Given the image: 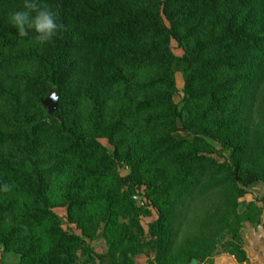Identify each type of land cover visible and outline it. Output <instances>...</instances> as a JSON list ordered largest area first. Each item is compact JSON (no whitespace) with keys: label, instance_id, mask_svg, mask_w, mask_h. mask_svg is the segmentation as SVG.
Segmentation results:
<instances>
[{"label":"rangeland","instance_id":"1","mask_svg":"<svg viewBox=\"0 0 264 264\" xmlns=\"http://www.w3.org/2000/svg\"><path fill=\"white\" fill-rule=\"evenodd\" d=\"M10 1L0 0V25L17 34L9 17L22 5ZM60 1L78 21V50L68 57L78 69L62 95L52 90L63 124L98 146L95 159H88L90 148L80 153L56 132L61 122L41 105L49 92L39 65L0 70V135L6 137L0 142V186L10 187L0 191V264H54L55 257L59 264H98L105 252L114 264H187V256L158 259L157 248L147 246L178 181L197 168L206 171L187 156L229 164L245 139L243 167L264 172V82L248 87L236 80L240 72L224 64L242 61L252 51L246 39L264 34V21L236 33L261 6L246 0H79L104 12L94 22L77 1ZM147 11L156 16L126 36H109L124 13ZM211 38L218 43L210 45ZM44 49L31 40L0 49V59ZM97 120L106 135L95 132ZM133 174L138 183L121 181ZM246 192L222 230L203 237L198 264L233 262L228 257L237 249L235 237L264 209L262 182Z\"/></svg>","mask_w":264,"mask_h":264},{"label":"trees","instance_id":"2","mask_svg":"<svg viewBox=\"0 0 264 264\" xmlns=\"http://www.w3.org/2000/svg\"><path fill=\"white\" fill-rule=\"evenodd\" d=\"M72 1L75 3L77 1L78 9H80L87 20L91 19L94 22L102 20L103 11H97L87 3H81L79 0ZM249 1H255L257 6H261V9L256 15H251L250 19L241 24V28L236 31L238 34L250 30L254 28L255 24L264 21V0H246L247 3ZM10 2L16 6L23 4V0H11ZM41 3L47 4L59 13V21L63 24V30L52 43L45 44L46 49L39 55L22 54L0 59V70L13 65L34 62L46 71L47 79L44 82V89L49 92L50 89L54 88L59 95H62L70 77L78 69L68 57L73 54L74 50H78L75 44L77 37L80 35V29L76 26L78 24L77 18L70 17V9H67L62 1L41 0ZM155 11H147V14L143 13L142 15L124 13L121 15V24L112 27L108 32L109 36L122 37L130 34L133 28L138 26L148 15L154 14L156 16ZM108 12L110 11L105 13L107 14ZM249 16L247 14V18ZM34 35V33H31L29 36L21 38L0 25V49H11L16 45L27 44L31 40H35ZM246 40H248L252 51L246 49L245 52L248 50L247 52L250 54H244V59L235 65H230L231 63L227 59L224 64L233 67L238 73L240 72L236 80L248 87L254 86L255 88L264 82V34L257 37H248ZM218 41L219 39L211 38L209 44L216 45ZM212 70L215 72V68ZM234 103L237 107L238 103L236 101ZM47 116L55 122H61L56 132L62 139L71 142L70 148H75L80 153L90 148L86 156L88 159H95L93 149H97V141H84V137L76 127L71 126V124L67 126L63 124L64 119L60 111L59 96L58 111L51 116ZM230 122L232 123V121ZM242 125L243 122L240 126ZM246 129V127L243 128V133H246ZM95 130L101 135H106L107 133L103 123L98 120L95 123ZM238 136H241V134ZM5 139L4 135H0V142ZM244 148L245 139L237 142L232 150L229 164L215 161L196 153H191L187 156L189 162L194 163L195 167H206V171L197 168L196 171L198 170V172H191L186 178L179 180L178 189L171 201H169L167 209L161 211L160 216L153 223L150 230L151 240L148 241L147 246L157 248L158 259L159 256L164 254H173L180 257L187 256V264H198L199 258L197 257L196 248L203 237L206 234L214 236L222 230L225 217L236 211L238 199L247 193V187L259 182L264 184V172L260 174L243 167L241 155L244 152ZM17 170L19 169L15 171ZM19 173L25 176L23 171ZM121 181L125 184L128 182L138 183L134 174ZM35 182L38 187L41 185L38 177L35 178ZM199 207L202 209H199ZM235 238L237 249L231 250L229 253L233 255L238 263L247 264L248 259L242 247L241 236L237 235ZM175 240L179 241L176 248L173 249ZM0 242H2L1 239ZM106 254L107 252L98 256V264H114L108 259ZM57 259L61 260L59 257H55L52 262L59 264L60 261L56 263Z\"/></svg>","mask_w":264,"mask_h":264},{"label":"clouds","instance_id":"3","mask_svg":"<svg viewBox=\"0 0 264 264\" xmlns=\"http://www.w3.org/2000/svg\"><path fill=\"white\" fill-rule=\"evenodd\" d=\"M9 20L19 37H27L34 33L35 41L41 45L52 43L63 30L59 13L47 4L41 3V0H23L22 7L13 11ZM9 190L7 184L0 186V191Z\"/></svg>","mask_w":264,"mask_h":264},{"label":"crops","instance_id":"4","mask_svg":"<svg viewBox=\"0 0 264 264\" xmlns=\"http://www.w3.org/2000/svg\"><path fill=\"white\" fill-rule=\"evenodd\" d=\"M243 228L241 239L248 259L247 264H264V209L258 214L256 222L246 220ZM228 258H232L233 262L222 259V264H244L238 263L233 256ZM213 264H220V261Z\"/></svg>","mask_w":264,"mask_h":264},{"label":"water","instance_id":"5","mask_svg":"<svg viewBox=\"0 0 264 264\" xmlns=\"http://www.w3.org/2000/svg\"><path fill=\"white\" fill-rule=\"evenodd\" d=\"M43 109L47 115L51 116L58 111V95L52 89L49 90V94L41 101Z\"/></svg>","mask_w":264,"mask_h":264}]
</instances>
